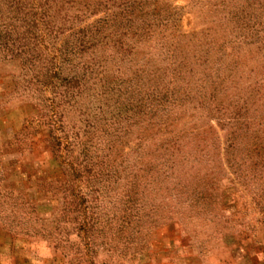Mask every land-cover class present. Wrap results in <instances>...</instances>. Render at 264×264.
<instances>
[{
	"label": "rangeland",
	"instance_id": "1",
	"mask_svg": "<svg viewBox=\"0 0 264 264\" xmlns=\"http://www.w3.org/2000/svg\"><path fill=\"white\" fill-rule=\"evenodd\" d=\"M0 264H264V0H0Z\"/></svg>",
	"mask_w": 264,
	"mask_h": 264
}]
</instances>
